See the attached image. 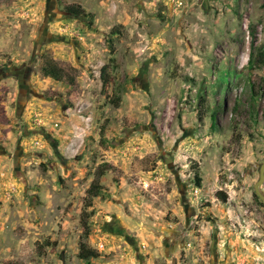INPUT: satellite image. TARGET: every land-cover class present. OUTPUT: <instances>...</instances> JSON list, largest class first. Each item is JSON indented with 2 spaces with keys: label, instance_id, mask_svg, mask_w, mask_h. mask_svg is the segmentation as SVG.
<instances>
[{
  "label": "rangeland",
  "instance_id": "obj_1",
  "mask_svg": "<svg viewBox=\"0 0 264 264\" xmlns=\"http://www.w3.org/2000/svg\"><path fill=\"white\" fill-rule=\"evenodd\" d=\"M253 46L264 0H0V264H264Z\"/></svg>",
  "mask_w": 264,
  "mask_h": 264
},
{
  "label": "trees",
  "instance_id": "obj_2",
  "mask_svg": "<svg viewBox=\"0 0 264 264\" xmlns=\"http://www.w3.org/2000/svg\"><path fill=\"white\" fill-rule=\"evenodd\" d=\"M63 12H65V14H69L75 17H80V16L87 17V14L79 6H66L63 9ZM248 64L250 66H255L257 68L264 69V47L262 46L257 47V48H255V46L252 47V51L250 52V59H249ZM41 71L45 77H49L56 81H64L69 85L74 84L73 77L70 76L68 79H65L64 76H66V72L63 69L57 68L53 65L47 64L41 69ZM107 167L108 165L104 163L97 166V168L94 171V177L85 191L84 211H82L83 219L81 221L82 227L84 229V234L82 237L83 239L86 238V236L88 235V231H89L87 222H86L87 221L86 219L88 218L89 214L86 211V209L91 207L92 200L98 197L104 191L103 187L100 184V180L104 176L105 172L107 171ZM196 186L197 187L200 186L199 179H196ZM215 195L222 203L225 204L227 202V196L223 191H218L215 193ZM254 197L257 199V201L259 200L256 195H254ZM97 256L98 255L96 252L90 251L89 249H85L83 247L78 253V258L83 259V260H88L89 258H93V257L97 258Z\"/></svg>",
  "mask_w": 264,
  "mask_h": 264
},
{
  "label": "water",
  "instance_id": "obj_3",
  "mask_svg": "<svg viewBox=\"0 0 264 264\" xmlns=\"http://www.w3.org/2000/svg\"><path fill=\"white\" fill-rule=\"evenodd\" d=\"M145 85H142V89H147L145 88ZM0 153H4V150L1 149ZM264 183V162L260 165L259 171H258V180L253 186V192L257 196V198L264 203V193L262 192V185Z\"/></svg>",
  "mask_w": 264,
  "mask_h": 264
},
{
  "label": "flooded vegetation",
  "instance_id": "obj_4",
  "mask_svg": "<svg viewBox=\"0 0 264 264\" xmlns=\"http://www.w3.org/2000/svg\"><path fill=\"white\" fill-rule=\"evenodd\" d=\"M3 73V71L2 70H0V74H2ZM4 153H5V151H4Z\"/></svg>",
  "mask_w": 264,
  "mask_h": 264
}]
</instances>
